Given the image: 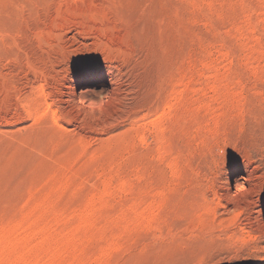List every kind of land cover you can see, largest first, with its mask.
<instances>
[{
	"label": "rangeland",
	"instance_id": "1",
	"mask_svg": "<svg viewBox=\"0 0 264 264\" xmlns=\"http://www.w3.org/2000/svg\"><path fill=\"white\" fill-rule=\"evenodd\" d=\"M0 264H264V0H0Z\"/></svg>",
	"mask_w": 264,
	"mask_h": 264
},
{
	"label": "bare ground",
	"instance_id": "2",
	"mask_svg": "<svg viewBox=\"0 0 264 264\" xmlns=\"http://www.w3.org/2000/svg\"><path fill=\"white\" fill-rule=\"evenodd\" d=\"M113 82L112 81H109L108 82V85H105L104 84V86L103 85H100V87L101 88H99V89H105L106 91H110V90H112L113 89ZM114 90V89H113ZM101 91H103V90H101ZM107 92V93H108ZM100 93V92H99ZM104 93H105V91L104 92H101V94H103L104 95ZM106 93V94H107ZM84 95V94H83ZM84 96H82V95H80V96H78V98H79V100L80 99H82ZM73 98H75V97H73ZM89 105V104H88ZM248 179H247V177H245V175H243L242 177H240V178H238V180H237V182H236V184H235V187L237 188L236 190H237V192L239 191V189L241 190L242 188L244 189V186L246 185V181H247Z\"/></svg>",
	"mask_w": 264,
	"mask_h": 264
}]
</instances>
